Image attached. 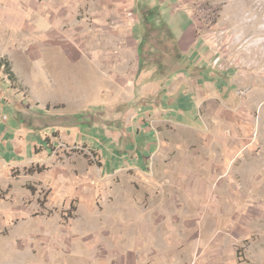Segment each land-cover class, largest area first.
Here are the masks:
<instances>
[{
	"label": "rangeland",
	"instance_id": "rangeland-1",
	"mask_svg": "<svg viewBox=\"0 0 264 264\" xmlns=\"http://www.w3.org/2000/svg\"><path fill=\"white\" fill-rule=\"evenodd\" d=\"M0 57V264H264V0H0Z\"/></svg>",
	"mask_w": 264,
	"mask_h": 264
},
{
	"label": "trees",
	"instance_id": "trees-1",
	"mask_svg": "<svg viewBox=\"0 0 264 264\" xmlns=\"http://www.w3.org/2000/svg\"><path fill=\"white\" fill-rule=\"evenodd\" d=\"M0 66L4 67V70L6 71L8 77L14 79L15 77L14 72L12 71L10 63L5 57H0ZM40 168H41L40 170H42L44 167H40Z\"/></svg>",
	"mask_w": 264,
	"mask_h": 264
}]
</instances>
